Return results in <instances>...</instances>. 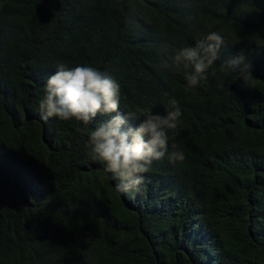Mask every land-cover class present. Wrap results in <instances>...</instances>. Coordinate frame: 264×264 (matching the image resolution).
I'll return each instance as SVG.
<instances>
[{
    "label": "trees",
    "instance_id": "obj_1",
    "mask_svg": "<svg viewBox=\"0 0 264 264\" xmlns=\"http://www.w3.org/2000/svg\"><path fill=\"white\" fill-rule=\"evenodd\" d=\"M210 32L220 59L189 87L174 56ZM241 53L247 85L225 67ZM61 64L112 76L136 117L178 101L139 191L115 188L81 122L41 119ZM0 264H264V0H0Z\"/></svg>",
    "mask_w": 264,
    "mask_h": 264
},
{
    "label": "clouds",
    "instance_id": "obj_2",
    "mask_svg": "<svg viewBox=\"0 0 264 264\" xmlns=\"http://www.w3.org/2000/svg\"><path fill=\"white\" fill-rule=\"evenodd\" d=\"M224 38L218 32H210L194 46L182 48L175 56L177 65L183 64L192 71L186 73L189 87L205 78L207 70L220 59ZM232 71L247 85L253 79L251 65L243 53L225 61ZM120 85L112 76L105 75L92 66L66 67L61 64L46 82L45 94L40 100L41 119L58 118L61 121L75 119L88 133L91 159L104 167V171L117 181L120 192L139 191L144 175L154 160L168 153L169 133H175L181 117L178 101L171 98L164 115L143 109L141 117L120 110ZM98 116L108 119L89 125ZM139 120L135 127L130 121ZM175 147V146H173ZM172 162L185 159L182 151L169 153Z\"/></svg>",
    "mask_w": 264,
    "mask_h": 264
}]
</instances>
